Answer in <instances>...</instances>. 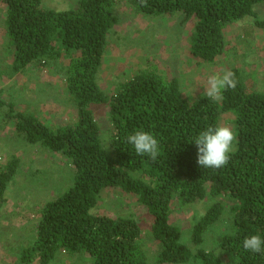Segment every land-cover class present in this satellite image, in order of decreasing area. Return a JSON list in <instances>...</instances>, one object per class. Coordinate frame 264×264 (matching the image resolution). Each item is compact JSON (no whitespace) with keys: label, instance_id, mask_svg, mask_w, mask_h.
Segmentation results:
<instances>
[{"label":"trees","instance_id":"trees-1","mask_svg":"<svg viewBox=\"0 0 264 264\" xmlns=\"http://www.w3.org/2000/svg\"><path fill=\"white\" fill-rule=\"evenodd\" d=\"M0 1L7 6L4 27L13 48L6 69L0 58V79L32 65H51L76 109V122L55 130L36 114L21 111L15 100L2 99L0 89V128L14 123L23 141L49 156L63 155L74 169L72 185L41 209L35 239L21 249L23 263L50 264L64 250L71 258L85 253L92 264H149L134 214L96 212L103 192L113 187L135 194L152 217L151 234L160 245L158 263L225 264L213 250L193 251L182 241V229L170 222L174 202L183 206L209 197L215 201L193 224L192 243L199 246L204 233L230 212L232 231L221 237L219 249L231 264H264V251H247L242 244L250 235L264 239V90L250 89L235 67L230 69L237 80L234 90L223 91L216 101L202 95L189 102L177 77L159 73L148 62L108 93L99 75L108 35L120 22L117 0H77L63 10L46 7L43 0ZM126 1L146 15L180 13L182 26L194 20L190 52L199 62L211 64L226 53L228 25L250 16L264 29L255 11L264 0H146V6L141 0ZM62 57L69 60L67 65ZM100 104L109 107L108 126L94 112L93 106ZM226 114L235 126L230 159L219 169L201 168L194 140L208 126L220 125ZM137 130L158 140L155 160L137 155L127 142ZM1 165L0 208L21 158L13 156Z\"/></svg>","mask_w":264,"mask_h":264},{"label":"rangeland","instance_id":"rangeland-1","mask_svg":"<svg viewBox=\"0 0 264 264\" xmlns=\"http://www.w3.org/2000/svg\"><path fill=\"white\" fill-rule=\"evenodd\" d=\"M117 1L120 22L108 35L99 75L100 85L106 92L112 94L119 82L131 78L148 62L156 65L159 73L169 78L177 77L189 102L202 96L203 86L210 75L222 74L235 67L241 70L250 89L264 90V29L254 24L253 17L247 16L225 27L226 54L231 57L221 55L210 64L199 62L190 52L194 20L182 26L180 13L146 15L130 8L126 0ZM76 3L77 0H43L44 6L59 10L74 7ZM6 11L7 6L0 1V58L3 69L13 60V48L4 27ZM255 11L258 18L264 20V3L256 5ZM60 61L65 65L69 63L64 57ZM53 71L56 72V68L51 65H32L24 73L0 79V89H3L2 99L15 100L19 108L36 114L41 122L57 130L76 122V109L69 105L64 80ZM93 109L97 119L108 126V105H96ZM220 125L230 126L234 131L230 114L222 116ZM13 156L21 158V165L9 184L7 201L0 208V264H26L21 261V249L35 239L41 209L46 201L72 185L74 175L72 164L63 155L49 156L43 148L27 144L17 135L14 123L0 136L3 163ZM214 201L208 197L183 206L174 202L170 222L182 229V241L193 251L213 250L222 256L225 264H231L228 256L218 247L221 237L232 231L230 212L224 213L221 220L204 233L199 246L192 243L193 224ZM96 212L112 217L134 214L142 228V241L149 264H161L157 260L160 245L151 234L153 219L135 194L110 187L103 192ZM7 246L11 248L7 249ZM31 264L40 263L36 260ZM50 264H92V259L85 253L71 258L62 250ZM187 264H201V261Z\"/></svg>","mask_w":264,"mask_h":264},{"label":"clouds","instance_id":"clouds-1","mask_svg":"<svg viewBox=\"0 0 264 264\" xmlns=\"http://www.w3.org/2000/svg\"><path fill=\"white\" fill-rule=\"evenodd\" d=\"M141 3L146 6V0H141ZM236 86L235 73L225 70L222 74H213L207 78L202 95L216 101L221 98L223 91L229 88L234 90ZM234 140L235 133L230 126H208L194 140L198 150L197 164L201 168L219 169L225 166L230 159ZM127 142L134 147L137 155L147 154L153 160L158 157V140L147 131H135L127 136ZM242 244L247 251L254 253L264 251V239L259 234L245 237Z\"/></svg>","mask_w":264,"mask_h":264},{"label":"crops","instance_id":"crops-1","mask_svg":"<svg viewBox=\"0 0 264 264\" xmlns=\"http://www.w3.org/2000/svg\"><path fill=\"white\" fill-rule=\"evenodd\" d=\"M190 43V42H189ZM190 45V44H189ZM223 55H225V56H228V54H226V53H224ZM222 55V56H223ZM231 57V55L230 56H228V58H230ZM233 59V58H232ZM21 106V105H20ZM25 106V105H24ZM27 108V110H28V107H26ZM21 111H24L22 108H19ZM25 112V111H24ZM10 125H12V123L10 124ZM9 124L4 128V129H1L0 128V136L2 135V131H4L8 126H10ZM2 223H4V221H2ZM14 223V222H13ZM15 224V223H14ZM13 224V225H14ZM16 225H19V224H16ZM8 247V246H7ZM9 248H11V247H8L7 249H9ZM3 252L1 251V254H2Z\"/></svg>","mask_w":264,"mask_h":264},{"label":"built area","instance_id":"built-area-1","mask_svg":"<svg viewBox=\"0 0 264 264\" xmlns=\"http://www.w3.org/2000/svg\"><path fill=\"white\" fill-rule=\"evenodd\" d=\"M0 161H2V158L0 157Z\"/></svg>","mask_w":264,"mask_h":264}]
</instances>
